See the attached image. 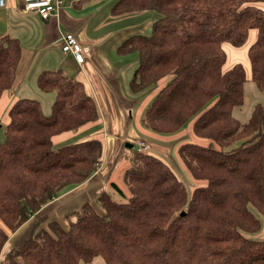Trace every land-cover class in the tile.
<instances>
[{"label":"trees","instance_id":"obj_1","mask_svg":"<svg viewBox=\"0 0 264 264\" xmlns=\"http://www.w3.org/2000/svg\"><path fill=\"white\" fill-rule=\"evenodd\" d=\"M143 10L162 17L150 35L132 34L117 49L139 58L134 92L166 81L142 122L174 133L193 120L194 133L211 142H185L178 153L206 184L189 193L168 163L134 151L126 201L105 190L103 211L85 202L64 216L68 225L42 216L44 205L95 173L103 154L94 138L54 146L55 135L97 121L99 110L81 80L43 71L37 83L55 94L51 113L36 99L16 100L0 142V264H91L96 257L105 264H264V239L253 237L264 217V0H117L112 13ZM251 29V81L262 97L242 121L235 110L245 104L249 79L242 63L224 70L223 43L241 46ZM20 56L19 40L3 35L0 98L14 85ZM31 217L38 223L4 253L10 233Z\"/></svg>","mask_w":264,"mask_h":264},{"label":"crops","instance_id":"obj_2","mask_svg":"<svg viewBox=\"0 0 264 264\" xmlns=\"http://www.w3.org/2000/svg\"><path fill=\"white\" fill-rule=\"evenodd\" d=\"M113 2L114 0H65L60 15L49 19L42 18L37 12L19 10L22 0H5V4L0 5V39L8 34L17 38L21 44L14 85L1 96L7 118L10 120L7 112L9 114L13 103L20 98L38 100L44 112L49 113L55 94L42 91L37 79L43 71L58 69L81 80L99 110L97 121L53 137V144H56L75 138L79 133L88 132L89 134L78 138H94L101 141L103 154L99 167L91 177L43 206L41 213L45 212V216L47 210H56L53 214L56 217V213L63 216L80 209L85 202L96 203L103 190L117 184L116 173L122 174L123 168L125 172L131 164L130 148H133L139 139H144L147 143L149 141L148 148L153 155L169 165L170 158L176 159L170 145L163 141L164 136L155 134L156 131L143 124L144 113L139 114L138 124H135L131 116L137 104L133 93L137 92L131 89L130 81L136 70L134 59L139 61V58L136 53L122 55L117 51L121 42L134 33L131 34L128 24L123 22L128 13H112L116 3ZM144 13L146 12L139 13L141 18L147 17ZM147 24H150V21ZM68 32L74 33L81 44L89 48V53L82 63H78L70 53L62 49L61 37ZM165 82L158 84L164 86ZM157 90L158 87L154 89V94ZM245 105L248 107L247 97ZM173 134L176 135L175 142L189 138L184 129ZM87 139H80L76 143ZM126 142L132 143V147L126 146ZM180 145L181 143L174 145L177 152ZM34 220L35 217H31L16 232L10 233V238L13 234L17 237L23 233L21 229ZM261 231L264 234V217H261ZM7 245H11L10 240L5 244L4 251H8L10 246Z\"/></svg>","mask_w":264,"mask_h":264},{"label":"rangeland","instance_id":"obj_3","mask_svg":"<svg viewBox=\"0 0 264 264\" xmlns=\"http://www.w3.org/2000/svg\"><path fill=\"white\" fill-rule=\"evenodd\" d=\"M117 0H114L113 4L116 2ZM142 12H146L144 14H147V17L145 18H141V14ZM126 17H124L123 22L128 24V29L129 31L134 34L137 33H142L145 35H150L152 32V23L153 21H156L157 19H159L160 17H162V14H160L157 11L154 10H145V11H139V12H132V13H128L125 15ZM150 24H147L149 23ZM257 37V29H251L249 31V36L247 41L241 45V46H234L229 42H224L223 43V47L227 53V59L226 62L224 64V70L230 69L234 66V64L236 63H242L247 77H248V81L246 82L245 85V95L247 97V102H248V107L247 105L244 104V107L237 108L235 110V114L236 116L242 120V121H246L249 116H250V112H251V107L252 104L254 102H256L257 100H261V95L258 92V90L256 89L254 83L251 81V63H250V59H249V55H248V50L250 45L256 40ZM135 61L133 62V64L136 62V66L135 69L137 68V66L139 65V61L138 59H134ZM158 87V90L156 92V94L158 93V91L161 89V85L159 84H154L152 86H148L145 89L137 92V93H133L134 97L136 98L135 100V107L134 110L131 114V116L134 118L135 120V124L139 123V114H143L147 108V106L149 105V103L152 101V99L156 96L154 89ZM154 94V95H153ZM5 107L3 106V103L1 102V98H0V142L5 140V127L7 125V123L9 122V119L7 118L6 114H5ZM52 111V107L49 110L50 114ZM7 115L8 112H7ZM6 121V122H5ZM193 125V120L190 121L189 123H187V125L183 128L184 129V133H187L189 138H186L180 142H175V136L173 133H160L157 132L155 134H159L161 136H164L163 141L166 142L167 145H170V147L172 148V150L174 151L175 155H176V159L175 160H171L170 158V166L173 169V171L178 175V177L183 181V183L185 184V186L187 187L189 193H191L193 191V189L197 186H202L206 184V181L204 180H197L195 179L190 171L187 169V167L185 166V164L183 163V161L181 160V158L178 155V152L175 150L174 145L175 144H179V143H185V142H195L198 144H202V145H209L210 144V140L207 138H203V137H199L198 135H196L193 131L192 128ZM89 134L88 132L86 133H79L75 138L72 139H68L62 142H58L56 144H54L55 147H59V146H63L69 143H73L76 141H79L80 139H87V138H78V137H82ZM147 139H149L150 141H152V139L149 136H146ZM158 141V140H157ZM149 143V141H148ZM163 144H165L164 142H162ZM138 146L134 145L133 148H130L131 150V154L129 155V160L131 159V164H133V161L136 158V153L134 151H136L137 153H143L144 151H139L137 150ZM147 153L153 154L151 152V149L148 148L146 150ZM165 159V157H164ZM169 161V160H167ZM124 168H123V172L122 174L119 172L116 173V183L117 185L123 190V193H120L115 187H111L109 189H106L108 192H110L112 194V196L114 197V199H116L117 201H121L124 202L127 200L128 197H130L131 193L129 190L128 185L126 184L125 180H124ZM111 178V177H110ZM111 180V179H110ZM111 185V184H110ZM104 191V190H103ZM96 205V208L100 211H103V209L99 206L98 204V198H97V202L96 203H91ZM59 210V209H58ZM81 210L77 209V211ZM53 210L52 212H48V210L46 211L47 215L46 218L48 220H60L63 221V224L68 225L67 221H64V216L66 215L63 214V216L60 213H56V217L53 215L54 214ZM41 215H45V212H42ZM37 218H35L33 223H29L27 225H25V227L22 230L23 233L19 234L17 237L14 235H12V237L9 239L11 245H7L9 247V249H11L14 245H18L21 241H23L25 239V237L30 233V231L32 230L33 226L35 224H37ZM47 222H45L44 224H46ZM25 224V223H24ZM23 224V225H24ZM44 226V225H43ZM39 228V226L36 227V229ZM23 237V238H22ZM253 237L258 238V239H264V234L261 232L255 234ZM14 238V239H13ZM13 239V240H12ZM8 249V250H9ZM3 252H7L4 251ZM4 256V255H3ZM81 264H88L85 262H81ZM91 264H105V261L102 257H96L94 259V261Z\"/></svg>","mask_w":264,"mask_h":264},{"label":"built area","instance_id":"obj_4","mask_svg":"<svg viewBox=\"0 0 264 264\" xmlns=\"http://www.w3.org/2000/svg\"><path fill=\"white\" fill-rule=\"evenodd\" d=\"M65 0H22L19 10L23 12H37L44 19L59 16ZM5 0H0V5H4ZM62 49L66 53H70L78 63L85 60L86 54L89 53V48L84 47L77 36L68 32L61 37ZM137 150L145 151L148 149V143L144 139H139L136 142Z\"/></svg>","mask_w":264,"mask_h":264},{"label":"water","instance_id":"obj_5","mask_svg":"<svg viewBox=\"0 0 264 264\" xmlns=\"http://www.w3.org/2000/svg\"><path fill=\"white\" fill-rule=\"evenodd\" d=\"M126 146H129V147H132V143H129V142H126V144H125ZM182 214H184V212L182 213Z\"/></svg>","mask_w":264,"mask_h":264}]
</instances>
